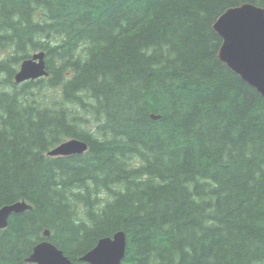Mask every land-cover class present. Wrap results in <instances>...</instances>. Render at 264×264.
Wrapping results in <instances>:
<instances>
[{
	"label": "trees",
	"instance_id": "1",
	"mask_svg": "<svg viewBox=\"0 0 264 264\" xmlns=\"http://www.w3.org/2000/svg\"><path fill=\"white\" fill-rule=\"evenodd\" d=\"M264 0H0V264L49 240L76 264H264V97L213 26ZM46 52L49 76L22 84ZM77 138L82 155L47 153ZM49 231V237L45 232Z\"/></svg>",
	"mask_w": 264,
	"mask_h": 264
},
{
	"label": "water",
	"instance_id": "2",
	"mask_svg": "<svg viewBox=\"0 0 264 264\" xmlns=\"http://www.w3.org/2000/svg\"><path fill=\"white\" fill-rule=\"evenodd\" d=\"M213 29L222 39L220 60L264 97V7L243 3L225 10ZM49 76L46 52L31 55L20 64L14 80L17 84ZM88 144L69 139L50 150V157L82 155ZM25 201L0 207V229H5L13 214L31 210ZM49 237L50 232H45ZM127 236L123 231L101 238L81 261L88 264H122L126 256ZM29 264H76L49 240L37 244L27 259Z\"/></svg>",
	"mask_w": 264,
	"mask_h": 264
},
{
	"label": "bare ground",
	"instance_id": "3",
	"mask_svg": "<svg viewBox=\"0 0 264 264\" xmlns=\"http://www.w3.org/2000/svg\"><path fill=\"white\" fill-rule=\"evenodd\" d=\"M55 148H56V147H55ZM88 150H89V145H88ZM88 150H87V151H88ZM87 151H86V152H87ZM86 152H85V153H86Z\"/></svg>",
	"mask_w": 264,
	"mask_h": 264
}]
</instances>
